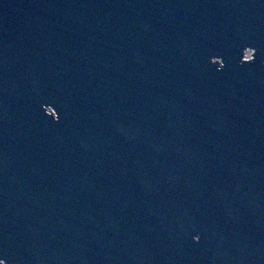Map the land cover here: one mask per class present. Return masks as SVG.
<instances>
[{"label":"water","instance_id":"obj_1","mask_svg":"<svg viewBox=\"0 0 264 264\" xmlns=\"http://www.w3.org/2000/svg\"><path fill=\"white\" fill-rule=\"evenodd\" d=\"M0 264H264V0H0Z\"/></svg>","mask_w":264,"mask_h":264},{"label":"flooded vegetation","instance_id":"obj_2","mask_svg":"<svg viewBox=\"0 0 264 264\" xmlns=\"http://www.w3.org/2000/svg\"><path fill=\"white\" fill-rule=\"evenodd\" d=\"M248 51H249V50H246V53H248ZM250 51H251V50H250ZM246 57H250V55H247V54H246Z\"/></svg>","mask_w":264,"mask_h":264}]
</instances>
